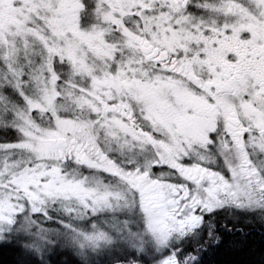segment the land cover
I'll use <instances>...</instances> for the list:
<instances>
[{"label": "snow or ice", "instance_id": "1", "mask_svg": "<svg viewBox=\"0 0 264 264\" xmlns=\"http://www.w3.org/2000/svg\"><path fill=\"white\" fill-rule=\"evenodd\" d=\"M0 250L264 264V0H0Z\"/></svg>", "mask_w": 264, "mask_h": 264}, {"label": "trees", "instance_id": "2", "mask_svg": "<svg viewBox=\"0 0 264 264\" xmlns=\"http://www.w3.org/2000/svg\"><path fill=\"white\" fill-rule=\"evenodd\" d=\"M257 241L259 240V237H254ZM10 258V253H8L6 250H0V260L7 261ZM210 264H217V262L223 261L226 259L225 255L221 252L214 256H209Z\"/></svg>", "mask_w": 264, "mask_h": 264}]
</instances>
